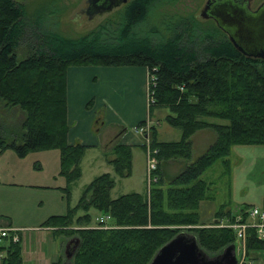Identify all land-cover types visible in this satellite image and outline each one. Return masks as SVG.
<instances>
[{
	"label": "trees",
	"instance_id": "16d2710c",
	"mask_svg": "<svg viewBox=\"0 0 264 264\" xmlns=\"http://www.w3.org/2000/svg\"><path fill=\"white\" fill-rule=\"evenodd\" d=\"M157 1L121 3L126 5L115 17L106 18L85 34L67 37L56 30V23L44 10L29 14L15 0H0V99L25 112L20 141L7 142L0 136V149L11 148L20 157L30 151L58 150L59 174L65 181L60 190L66 199L81 177V160L88 147L67 141V68L144 66L154 78L148 117L156 123L149 127L147 137L143 134L149 137L157 160L149 198L138 192L113 198L115 179L103 172L85 185L75 206L41 223L64 233L68 241L78 239L72 264H148L183 228L196 236L209 256L235 241L231 229L198 222L199 203L209 198L211 186L201 176L217 161L228 173L233 145H264V58L242 54L216 24L193 17L169 22L166 37L153 27L144 32L150 8ZM160 33L165 39L157 37ZM163 107L168 109L163 119L180 131L179 140L158 139L159 117L154 114ZM146 122L139 121L135 128ZM203 128L214 130L215 140L192 158L191 135ZM147 145L144 140L139 146L144 149ZM132 146L116 141L109 150L111 157L105 155L121 178L131 173ZM171 158H181L185 165L165 184L161 161ZM91 209L108 214V223L114 227L91 225ZM215 215H230L225 203ZM245 244L248 254L264 249V240L257 239L251 229ZM4 249L1 264H22L19 242H10Z\"/></svg>",
	"mask_w": 264,
	"mask_h": 264
},
{
	"label": "rangeland",
	"instance_id": "374dc122",
	"mask_svg": "<svg viewBox=\"0 0 264 264\" xmlns=\"http://www.w3.org/2000/svg\"><path fill=\"white\" fill-rule=\"evenodd\" d=\"M15 1L21 3L29 14L44 10L46 13L45 15H51L52 21L56 23V30L67 37H77L87 33L91 29L96 28L106 18L115 17L121 8L126 5H120L119 3L113 6L110 11L108 10L107 12L96 14L93 18H88L83 12L87 6L86 0ZM263 1L264 0H251L250 7L255 8ZM205 2L206 0H158L150 8L144 24V32L148 27H153L156 30H160L162 34L164 33L166 37L170 32L167 29L165 30V26L169 22H174L180 17H193L203 22L207 21L206 23H208V25L212 24L216 26L212 19L202 18L200 16ZM162 29H164V32ZM162 34L159 36L157 35V37L165 39L164 37L162 38ZM138 99L141 100V97ZM132 102V99H128L127 101V103ZM120 112H122L121 109ZM167 113L168 109L163 107L158 109L156 114H154L157 118L159 117V123L156 125L158 139L162 141L179 140L181 136L180 131L169 126L163 119V115ZM100 114L103 116V110ZM104 116L106 115L104 114ZM150 118L148 117L147 110L145 119L147 122L145 125L143 124L142 127L147 129L148 134L150 133L149 127L156 123V119ZM24 119L25 112L19 108V106L8 105L5 101L0 99V136L5 138L7 142L16 141L15 143H18L20 141L24 132ZM207 119L212 122L225 123V121L220 119ZM130 130L134 131L133 129ZM135 134L137 139L141 142H144V140L147 141L148 145L145 146L144 150L141 146H132V170L128 177L121 178L117 176L110 167L108 170L105 155H108L107 158H109L111 157V153L105 151L112 147L113 142H109L108 146L104 145V149L101 147L91 150L87 149L85 151L86 156L81 177L73 185L68 199L64 197V192L60 190V188L65 185V181L59 174L58 150L30 151L25 156L20 157L11 148L3 149L2 152L0 149V176L4 178L0 180L1 216L10 219L11 222H9L13 226H9H18L19 228L22 226L25 229H22V234L26 232L30 233L31 231L28 229L31 228H29V226H38L49 216L64 214L68 211V206L70 208L75 206L85 185L95 176L107 172V170L115 179V186L111 190V196L113 198L128 192H138L143 196L146 195L145 197L148 199L150 184L147 182L148 174L146 171V163L147 155L151 153L152 148L149 144V137L146 139L140 133ZM215 137V131L210 128H203L195 131L191 135L192 158L202 154V152L212 144ZM194 142H196V145ZM229 159L230 170L228 173L225 172L222 162L217 161L201 176L202 179L206 180L211 185L208 191L209 198L199 203L198 222L202 226H215V220L221 222L232 221V218H229L230 216H235V214L237 215L252 205L263 207L264 145H233ZM174 161H181L182 165L178 168L175 164L170 163ZM89 163L90 166L88 165ZM161 163L163 168L165 164L170 163L164 168L165 177L167 175L169 178L175 176L185 165L184 160L181 158H171L161 161ZM176 171L178 172L176 173ZM10 179L11 181L9 183L11 184L3 183ZM167 181L168 180H164L163 182L166 184ZM222 203L226 205H235V209H233L234 212H236L232 214V212L229 211V216H216L215 211L218 210ZM91 211L93 219L91 225L98 226V218L108 215L94 209H91ZM110 221L111 219L107 220V223ZM110 227L112 228L114 225L108 223L107 228ZM74 228L78 227L74 226ZM184 229L187 228H183L182 230ZM60 234L64 235L65 239H68L64 233L61 232ZM239 250L240 257L245 260L244 263L264 264V249L249 252L248 254L246 253L245 244L244 249L239 248ZM61 257L60 260L53 264H60L63 259V254Z\"/></svg>",
	"mask_w": 264,
	"mask_h": 264
},
{
	"label": "crops",
	"instance_id": "0c3cea01",
	"mask_svg": "<svg viewBox=\"0 0 264 264\" xmlns=\"http://www.w3.org/2000/svg\"><path fill=\"white\" fill-rule=\"evenodd\" d=\"M128 99L133 102L127 103ZM66 105L69 143L85 144L88 146L86 150L103 148L104 145L108 146L109 142L116 141L139 146L144 142L135 136V126L147 116L148 70L144 66L71 65L66 70ZM102 110L103 116L100 114ZM194 144L196 145V142ZM85 156L86 153L81 160L82 171ZM170 163L178 168L182 165L181 161ZM170 163L164 166L167 167ZM88 165L90 166V163ZM106 165L108 170L109 167L112 169L107 161ZM164 168L162 166L163 175ZM166 177L168 180L169 176ZM1 179L4 178L0 176ZM10 181L11 179L3 183ZM234 207L233 204H227L226 210L234 214ZM1 215L0 225H12L10 219ZM20 228L21 231L24 229L22 226ZM29 228L32 233L22 234L20 231L22 264H53L62 258V254V261L64 260V249L68 242L64 235L56 232L54 227H44L41 224Z\"/></svg>",
	"mask_w": 264,
	"mask_h": 264
},
{
	"label": "water",
	"instance_id": "95a60500",
	"mask_svg": "<svg viewBox=\"0 0 264 264\" xmlns=\"http://www.w3.org/2000/svg\"><path fill=\"white\" fill-rule=\"evenodd\" d=\"M129 0H86L84 13L88 18L110 11L119 3ZM226 2L207 1L200 12L202 18H212L217 27L224 31L230 42L248 57L264 58V5L255 12L242 7L230 8ZM75 243L74 245H71ZM78 239H70L64 249V260L60 264H72ZM70 249V250H69ZM148 264H239L235 244L225 246L218 254L209 256L199 246L196 236L181 230L165 242Z\"/></svg>",
	"mask_w": 264,
	"mask_h": 264
},
{
	"label": "built area",
	"instance_id": "2783aa9c",
	"mask_svg": "<svg viewBox=\"0 0 264 264\" xmlns=\"http://www.w3.org/2000/svg\"><path fill=\"white\" fill-rule=\"evenodd\" d=\"M153 76L148 73V103L150 102V84L153 81ZM136 133L144 134L148 136V131L145 127L135 128ZM155 150H152L151 153L147 155L146 171H147V182L150 184L151 181L155 180L154 172L157 167V160L154 156ZM109 216H101L98 218V225L102 228H107V220ZM232 221H215V226L229 228L234 232L235 235V250L238 259V263H244V258L240 257L239 248L244 249L247 230L251 229L255 232V236L259 240H264V207H258L255 205L249 206L247 209L238 213L235 216H230ZM21 228L12 227V226H3L0 225V264L2 263L5 257V249L8 243H17L20 239Z\"/></svg>",
	"mask_w": 264,
	"mask_h": 264
},
{
	"label": "flooded vegetation",
	"instance_id": "af4514ba",
	"mask_svg": "<svg viewBox=\"0 0 264 264\" xmlns=\"http://www.w3.org/2000/svg\"><path fill=\"white\" fill-rule=\"evenodd\" d=\"M207 1L209 0H206L205 4L207 3ZM211 1H214V2H226V5L227 7H230V8H236V7H242L243 9H246V11H249V12H255L257 9L259 8H262V6L264 5V1L261 2L257 7L255 8H251L250 7V2L251 0H211ZM204 4V5H205ZM209 19H212V18H209ZM213 20V19H212ZM214 21V20H213ZM215 22V21H214ZM216 24V23H215ZM221 30V29H220ZM224 32V31H223ZM225 33V32H224ZM226 34V33H225ZM227 36V34H226ZM228 37V36H227ZM229 39V37H228Z\"/></svg>",
	"mask_w": 264,
	"mask_h": 264
}]
</instances>
